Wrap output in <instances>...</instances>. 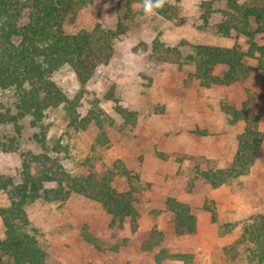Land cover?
I'll return each mask as SVG.
<instances>
[{
  "label": "rangeland",
  "instance_id": "rangeland-1",
  "mask_svg": "<svg viewBox=\"0 0 264 264\" xmlns=\"http://www.w3.org/2000/svg\"><path fill=\"white\" fill-rule=\"evenodd\" d=\"M208 1L170 0L175 7L172 18L142 14L133 2L125 19L129 0H86L67 18L64 29L70 34L98 26L112 30L115 53L85 86L69 66L53 74L71 99H79V117L89 121L73 123L64 106L47 109L43 122L50 153L73 175L113 172V185L132 193L140 217L135 226L126 220L120 229L99 202L76 193L65 201L30 203V230L46 251L48 264H263L255 244L240 240L245 226L264 216V142L247 174L216 189L202 179L197 161L174 158L190 154L213 161L204 162L203 168L224 167L233 159L237 137L245 127L242 120H231L228 109H240L247 98L264 132V71H253L248 80L228 86L203 87L195 77V65L189 60L194 46L239 43L248 49L243 36L227 38L217 32L224 3L213 6L209 24L203 22L202 5ZM155 40L178 48L180 61H158ZM246 61L255 65L254 60ZM225 69L219 66L216 74ZM14 104L15 91L0 90V105L15 113ZM20 123L21 134L13 124H0V141L14 139L17 147L15 152L0 148V176L16 181L20 154L42 152L33 138L38 130L31 126L30 116ZM168 198L195 212L194 235L177 233ZM9 203L6 192L0 191V208ZM154 229L158 231L154 245L159 244L145 251L142 245ZM5 230L0 217V240ZM177 253L193 258L185 263L170 257ZM156 255L164 259L159 262Z\"/></svg>",
  "mask_w": 264,
  "mask_h": 264
},
{
  "label": "trees",
  "instance_id": "trees-1",
  "mask_svg": "<svg viewBox=\"0 0 264 264\" xmlns=\"http://www.w3.org/2000/svg\"><path fill=\"white\" fill-rule=\"evenodd\" d=\"M86 0H0V90L15 91V109L0 105V124H13L15 132L22 133L21 119L31 118L35 142L41 147L39 154L24 151L21 156L19 180L0 176V191L6 192L10 203L0 208V217L5 226V236L0 240V264H48L47 253L31 233L27 208L39 199L65 201L73 193L99 202L112 216V224L124 228L126 220L135 226L140 217L130 191L121 192L113 185V172L90 175H73L66 170L59 159L50 153L44 125L45 111L52 107L64 106L73 123L87 122L80 118L77 110L79 99H71L53 80V74L64 66H69L76 74L81 86H85L94 76L99 66L108 63L115 53L114 32L100 26L92 31L67 33L64 23L79 4ZM140 5L143 12L144 0H129ZM226 5L222 18L215 25L223 37L243 36L248 45L247 51L239 43L232 47L196 45L189 56L195 65V77L203 87L228 86L242 83L250 78L253 71H264V0H211L204 2L202 19L209 24L213 16V6ZM175 7L170 0L155 12L172 18ZM155 57L160 62L180 61L178 48L165 47L159 40L153 42ZM177 54V55H176ZM255 61V65L247 63ZM224 66L222 74L216 69ZM2 109V110H1ZM5 110V111H3ZM123 114L126 109L119 108ZM228 114L232 121L242 120L243 131L237 137V149L231 161L224 167L217 165L203 168L210 160L190 154L175 155L179 162L194 161L202 177L213 188L228 183L232 179L247 174L257 160L264 142V132L260 127V116L253 110L249 98L242 102L240 109L230 107ZM0 148L15 152V140L0 141ZM124 175L130 177L125 171ZM167 207L174 215V225L179 235L189 236L197 232V216L192 208L175 198H168ZM207 207V208H206ZM210 210L209 206H206ZM212 211V210H211ZM213 219L217 213L213 211ZM253 223L245 226L240 242L251 241L256 246V256L264 264V216L260 215ZM154 229L142 245L145 251H152L157 234ZM171 258L189 263L191 254L177 253ZM7 258V260H5ZM156 255L157 261H162Z\"/></svg>",
  "mask_w": 264,
  "mask_h": 264
},
{
  "label": "clouds",
  "instance_id": "clouds-1",
  "mask_svg": "<svg viewBox=\"0 0 264 264\" xmlns=\"http://www.w3.org/2000/svg\"><path fill=\"white\" fill-rule=\"evenodd\" d=\"M164 6V0H144L143 12L145 15L153 14Z\"/></svg>",
  "mask_w": 264,
  "mask_h": 264
}]
</instances>
